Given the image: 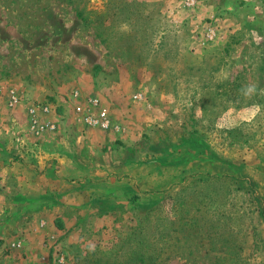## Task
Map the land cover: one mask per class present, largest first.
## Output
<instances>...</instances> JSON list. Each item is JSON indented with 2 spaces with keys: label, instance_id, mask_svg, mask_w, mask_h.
<instances>
[{
  "label": "rangeland",
  "instance_id": "1",
  "mask_svg": "<svg viewBox=\"0 0 264 264\" xmlns=\"http://www.w3.org/2000/svg\"><path fill=\"white\" fill-rule=\"evenodd\" d=\"M88 96L120 135L42 228L14 167ZM0 264H264V0H0Z\"/></svg>",
  "mask_w": 264,
  "mask_h": 264
},
{
  "label": "crops",
  "instance_id": "2",
  "mask_svg": "<svg viewBox=\"0 0 264 264\" xmlns=\"http://www.w3.org/2000/svg\"><path fill=\"white\" fill-rule=\"evenodd\" d=\"M47 118L52 119V117ZM76 123V120L75 122L73 121L74 130L78 131L75 136H68L60 132L52 134V137L50 136L45 140L40 139L38 142L41 148L40 152L37 150L39 147L35 148L34 155H30L31 158L27 159V166L20 162L16 163V167H14V172H17L16 177L19 180L18 188L27 186L23 189L29 193L43 192L44 195L46 192H50L54 195L50 199H45V197H40L43 195H39L38 197L37 195L31 196L28 194L25 199L26 204H21V206L26 208L30 206L31 221L38 224V226H42V228L59 229L56 225H62L63 223L65 227L66 216L64 213L66 208L76 207L74 205L75 201L68 198L66 191H76L77 189L74 186H81L80 182L84 181L81 179V176H83V162H85L83 160H88V158L82 154L83 144L90 147L94 145L105 146L113 144L115 137L120 135L114 131L87 126H85L86 130H83L85 128L81 126L82 124L78 125L79 123ZM31 140L34 142L35 139ZM67 148L70 150L68 151ZM84 167L87 169V172H91L90 176H93L91 175L93 173L88 163ZM96 174H98V171H96ZM68 187H72L73 189L69 188L68 190ZM49 216H51L50 220L48 219ZM50 224H52V227H50Z\"/></svg>",
  "mask_w": 264,
  "mask_h": 264
},
{
  "label": "built area",
  "instance_id": "3",
  "mask_svg": "<svg viewBox=\"0 0 264 264\" xmlns=\"http://www.w3.org/2000/svg\"><path fill=\"white\" fill-rule=\"evenodd\" d=\"M214 34V32L210 31L207 35L208 39L211 40L214 37ZM10 92L11 103H16L18 101L17 95L12 90ZM133 98L136 100H141L143 96L141 93H135ZM40 111L45 114L48 112V108L39 107L38 113L34 106L30 108L31 119L29 130L34 132V134H43L47 131H53L55 129V124L52 123V121L48 118L40 117ZM74 112L77 115L78 121L84 126L114 132H120L122 129L121 124L112 119L107 109L100 104L96 97H86L83 103L77 104L74 107Z\"/></svg>",
  "mask_w": 264,
  "mask_h": 264
}]
</instances>
